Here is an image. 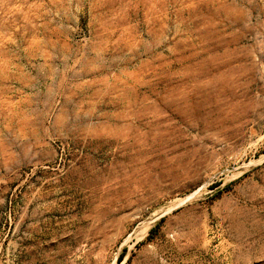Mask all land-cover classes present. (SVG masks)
<instances>
[{"label":"rangeland","instance_id":"1","mask_svg":"<svg viewBox=\"0 0 264 264\" xmlns=\"http://www.w3.org/2000/svg\"><path fill=\"white\" fill-rule=\"evenodd\" d=\"M0 264H264V0H0Z\"/></svg>","mask_w":264,"mask_h":264}]
</instances>
